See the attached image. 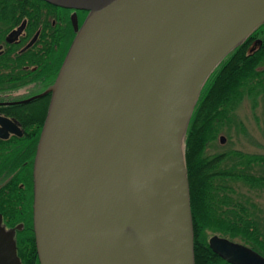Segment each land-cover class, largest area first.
<instances>
[{
	"label": "water",
	"instance_id": "obj_1",
	"mask_svg": "<svg viewBox=\"0 0 264 264\" xmlns=\"http://www.w3.org/2000/svg\"><path fill=\"white\" fill-rule=\"evenodd\" d=\"M48 1L88 13L49 87L33 161L39 264H195L187 126L209 74L264 22V0ZM125 214L143 248L128 260ZM1 219L0 264H22ZM208 244L232 264H264L227 236Z\"/></svg>",
	"mask_w": 264,
	"mask_h": 264
},
{
	"label": "trees",
	"instance_id": "obj_2",
	"mask_svg": "<svg viewBox=\"0 0 264 264\" xmlns=\"http://www.w3.org/2000/svg\"><path fill=\"white\" fill-rule=\"evenodd\" d=\"M264 22L259 24L242 42L236 45L212 70L205 80L191 114L185 135V157L189 181L190 206L193 225V247L195 264H232L208 244V231H218L231 239L239 237L242 243L264 255V230L255 212L236 195L238 191L233 182L239 181L250 187L264 188V155L244 153L239 159L238 151H224L211 156L203 154V147L213 137L214 127L210 120L215 118L216 125L231 120V108L242 93L264 90V78L257 73L264 67V38L253 52L246 53L245 46L254 36H262ZM261 49L262 51H258ZM259 85V86H258ZM225 120V121H224ZM38 136L31 145L32 163ZM227 154L231 157H227ZM258 162V165H257ZM244 163V164H243ZM260 163V164H259ZM256 165L258 169L256 170ZM255 169V170H254ZM27 191L2 193L0 210L12 225L15 219H23L18 204L24 202L28 220L23 228L17 229L18 243L24 241L23 248L32 253L31 262L37 263L33 222L31 220V201L33 197L32 180ZM8 197V198H7ZM17 208L16 213L15 209ZM30 217V218H29ZM216 233V232H215ZM234 240V239H233ZM237 241V240H236ZM241 242V241H240ZM20 255L28 261V254ZM30 263V262H29Z\"/></svg>",
	"mask_w": 264,
	"mask_h": 264
},
{
	"label": "flooded vegetation",
	"instance_id": "obj_3",
	"mask_svg": "<svg viewBox=\"0 0 264 264\" xmlns=\"http://www.w3.org/2000/svg\"><path fill=\"white\" fill-rule=\"evenodd\" d=\"M87 13L48 0H0V199L3 192L27 191L30 180L33 185L36 148L31 163L30 144L39 138L50 102L49 87ZM263 38H251L245 52L255 51ZM22 204L17 207L23 219L12 218L15 221L10 225L0 210L1 223L5 228L15 226L16 252L22 264H39L37 251V263L31 262L32 253L23 248L24 241L18 243L17 229L23 228L29 214ZM32 204L33 197V222ZM15 212L19 214L17 208ZM19 250L28 254L27 262Z\"/></svg>",
	"mask_w": 264,
	"mask_h": 264
},
{
	"label": "rangeland",
	"instance_id": "obj_4",
	"mask_svg": "<svg viewBox=\"0 0 264 264\" xmlns=\"http://www.w3.org/2000/svg\"><path fill=\"white\" fill-rule=\"evenodd\" d=\"M261 34L264 35V31ZM263 67L264 62L262 61V64L260 63L258 68L262 69ZM258 77L263 79L264 75L258 74ZM234 104L231 108V120L226 121L224 124L222 123L220 126L216 125L215 118L210 120V127L211 125L214 127V135L204 145V155L211 156L224 151H229L228 153L238 151L239 156L236 157L243 160L246 155L249 156L245 154L244 158H241L244 153H264V90L257 88V91L242 93ZM221 134L225 136L224 142H220L219 140ZM229 155L232 154H227L228 159L231 157ZM257 165L255 167L256 170L258 169ZM233 183L238 191V195L236 196L244 200L248 207L255 212L264 230V188L250 187L242 181ZM215 232L220 233L209 230L207 236L209 237ZM233 239L243 242L239 237H233Z\"/></svg>",
	"mask_w": 264,
	"mask_h": 264
},
{
	"label": "bare ground",
	"instance_id": "obj_5",
	"mask_svg": "<svg viewBox=\"0 0 264 264\" xmlns=\"http://www.w3.org/2000/svg\"><path fill=\"white\" fill-rule=\"evenodd\" d=\"M192 101V97L188 99L187 109L189 108ZM160 191V185L154 184L153 186V200L151 204V210H154V204L158 200ZM125 225L120 231L118 236V246L121 248L122 253H119V256L124 259L137 258L142 254L143 248L140 242V239L136 233L135 224L132 222L129 215L124 216ZM118 256V255H117ZM129 257V258H128Z\"/></svg>",
	"mask_w": 264,
	"mask_h": 264
}]
</instances>
